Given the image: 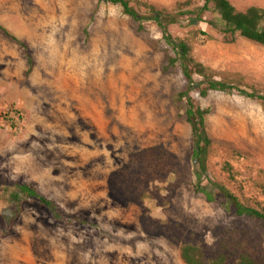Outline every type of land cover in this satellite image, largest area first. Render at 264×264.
Returning <instances> with one entry per match:
<instances>
[{"label": "rangeland", "instance_id": "374dc122", "mask_svg": "<svg viewBox=\"0 0 264 264\" xmlns=\"http://www.w3.org/2000/svg\"><path fill=\"white\" fill-rule=\"evenodd\" d=\"M130 3L179 15L171 34L210 76L264 95V45L226 38L217 12L197 20L204 0ZM0 24L11 33L0 28V190L31 184L64 217L35 202L18 213L0 198V264L13 246L22 264H186L184 243L207 259L225 253L235 262L246 248L264 260L262 220L197 188L179 98L189 82L169 66L173 50L154 21L141 26L109 1L0 0ZM191 95L211 109L210 177L264 212V101L237 90ZM6 208L16 215L7 219Z\"/></svg>", "mask_w": 264, "mask_h": 264}, {"label": "trees", "instance_id": "16d2710c", "mask_svg": "<svg viewBox=\"0 0 264 264\" xmlns=\"http://www.w3.org/2000/svg\"><path fill=\"white\" fill-rule=\"evenodd\" d=\"M100 1L119 4L123 12L140 23L141 26L145 22L154 21L161 28L167 44L173 50L169 66L171 68H180L189 82L188 87L179 93V98L181 100H187L186 120L191 126L192 136L194 138L192 157L198 178V190L205 194L210 201L215 199L216 193L225 195L235 206L238 215L261 219L264 226V212L262 210L242 203L226 186L214 181L210 177L207 155L212 139L207 132L206 117L211 114V109L197 106L191 95V90L194 88L198 89L203 97L208 96L210 91L234 93L237 90L242 95L264 101V95L257 92H249L234 84L210 76L207 73L206 67L201 62L196 61L192 56L191 44L186 40H176L171 34L169 26L182 21L179 15L165 13L157 10L155 7H151L147 13H141L131 5L130 0ZM207 11H214L220 14L223 23V27L220 30L226 38H232L234 40L238 34L250 41L264 45V8L251 6L245 11H240L230 0H204L203 5L194 11L195 18L202 21V17ZM209 23L212 26H217L215 21H209ZM0 28L11 35L10 31L3 25L0 24ZM194 74L202 76L203 80L196 82ZM15 112L19 114L17 110ZM9 114V111H6V116H9ZM204 178L208 181L207 185L202 184ZM2 197L7 202L17 206L16 212L18 213L22 211L24 204L35 202L50 209L56 219L64 220L56 202L41 194L31 184L20 182L3 184L0 190V198ZM6 209L12 210L16 215V212L12 208ZM181 258L186 264H264V260L259 259L252 251L246 248L241 250L235 262H230L225 253H221L213 259H207L201 247L193 243H184L181 246Z\"/></svg>", "mask_w": 264, "mask_h": 264}, {"label": "bare ground", "instance_id": "6f19581e", "mask_svg": "<svg viewBox=\"0 0 264 264\" xmlns=\"http://www.w3.org/2000/svg\"><path fill=\"white\" fill-rule=\"evenodd\" d=\"M257 2V1H256ZM109 42V41H108ZM123 61V60H122ZM165 74V73H164ZM86 78V77H85ZM156 89V88H155ZM137 114V113H136ZM25 245V244H24ZM21 251L17 250L15 246L10 248L9 262L7 264H22L21 263ZM4 264V263H3ZM6 264V263H5Z\"/></svg>", "mask_w": 264, "mask_h": 264}, {"label": "water", "instance_id": "95a60500", "mask_svg": "<svg viewBox=\"0 0 264 264\" xmlns=\"http://www.w3.org/2000/svg\"><path fill=\"white\" fill-rule=\"evenodd\" d=\"M3 214L7 217V219H11L15 215L14 212L9 209L4 210Z\"/></svg>", "mask_w": 264, "mask_h": 264}]
</instances>
